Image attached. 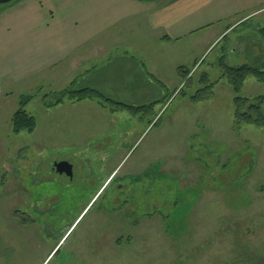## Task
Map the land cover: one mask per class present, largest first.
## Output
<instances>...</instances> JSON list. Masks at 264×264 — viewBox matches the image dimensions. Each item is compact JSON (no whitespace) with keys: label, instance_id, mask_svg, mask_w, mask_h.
I'll return each instance as SVG.
<instances>
[{"label":"rangeland","instance_id":"374dc122","mask_svg":"<svg viewBox=\"0 0 264 264\" xmlns=\"http://www.w3.org/2000/svg\"><path fill=\"white\" fill-rule=\"evenodd\" d=\"M47 4L64 18L76 13L80 27L99 31L97 40L118 41L117 50L130 44L165 87L148 80L138 60L113 55L88 80L114 104L66 96L52 104L59 92L27 64L26 47L13 67L0 54V264H264V127L236 124L224 79L207 100H189L203 72L211 80L223 72L221 57L229 66L262 64L264 9L204 52L200 32L168 40L165 24L149 27L144 13L151 5L142 0ZM243 14L212 24L206 43ZM180 67L191 74L183 77ZM137 74L144 84L133 89ZM190 76L191 85L185 83ZM244 82L250 102L264 95V84L252 76ZM155 100L151 112L116 104ZM22 102L36 127L15 134L11 118ZM60 160L72 163L71 178L51 170ZM151 167L163 173L154 193L133 180ZM51 202L59 218L48 225L42 216ZM131 203L136 222L126 208Z\"/></svg>","mask_w":264,"mask_h":264},{"label":"crops","instance_id":"0c3cea01","mask_svg":"<svg viewBox=\"0 0 264 264\" xmlns=\"http://www.w3.org/2000/svg\"><path fill=\"white\" fill-rule=\"evenodd\" d=\"M161 1L165 2L163 7H160ZM47 2L48 0H18L0 7V54L7 57L4 63L13 67L17 64L15 61L18 49L26 47L27 64L45 74L53 85V89L50 88L52 92H62L68 87L73 89L89 87L91 80H96V77H92L95 75L91 71L100 75L102 68L109 65L113 55L120 57L123 55L129 61L138 60L136 67L139 65L144 74L145 71L151 73L141 62V56L135 55V50H130V44H126L129 48L125 46V49L120 51L115 49L118 41L111 38L97 40L101 33L95 29L80 27L76 13L70 12L65 18L61 17ZM142 2L151 5L144 13L148 16L149 27L162 30L165 24L169 33L166 32L168 35H163V38L168 40H171V37L179 39L200 32L205 41L204 52L206 47L215 43L229 28L264 9V0H142ZM84 11L88 13L93 10L87 7ZM236 13L244 14L222 33L217 36L213 34L214 38L206 43L205 32L206 36L211 34L214 28L212 24L236 19ZM130 75L135 76L132 73ZM101 77L97 76L99 80ZM138 77L140 75L137 74L135 81ZM88 79H91L90 83ZM137 81L138 86L132 87L133 89L144 84L139 78ZM128 84L130 87V82Z\"/></svg>","mask_w":264,"mask_h":264},{"label":"trees","instance_id":"16d2710c","mask_svg":"<svg viewBox=\"0 0 264 264\" xmlns=\"http://www.w3.org/2000/svg\"><path fill=\"white\" fill-rule=\"evenodd\" d=\"M259 33L264 36V28L259 30ZM224 37V36H223ZM220 65L222 66V73L219 75V77L216 80L210 79V73L203 72L199 78V84L200 86L196 88L195 92L189 95V100L193 103H197V101L207 100L212 92L215 85L219 82V80L224 79L229 86L232 88V94L233 96V105L235 106L234 109V117L236 124H250L257 127H264V112H263V106H264V95H258L255 97V99L250 102L249 97L242 95V91L245 84V79L248 76H252L260 83L264 84V61L260 66L255 64H248V63H242V65H227L225 63L224 57L219 58ZM205 61V60H204ZM203 63V61H202ZM180 73L183 77H188L191 72L183 67L179 68ZM145 74L148 77V80L153 82L154 84H157L159 86L163 85L162 82H160L153 74L147 73L145 71ZM139 78V77H138ZM137 78V79H138ZM136 79V81H137ZM193 82L192 76H190L185 83L191 85ZM164 86V85H163ZM165 87V86H164ZM183 89L181 88L176 94L182 93ZM169 95V94H168ZM184 95V94H183ZM63 96L68 97V99H75L77 101H80L82 99H102L110 101L114 104V101L107 98L104 93H102L100 90L96 88H90V87H80V89H73L72 87H68L66 91L59 92V97L57 100L53 101L52 104H57L58 102H61V98ZM157 100L150 102L148 104H126L123 102H116L118 106H121L125 109L130 110L132 113H139L140 111H146L151 112L152 104L155 103ZM25 103L22 102V106L16 110L12 115L11 118V127L13 129V132L15 134H19L23 131H27L29 133L33 132L35 130V117L28 114L26 110L23 108V105ZM225 165V164H224ZM150 167V166H149ZM157 174H163L160 171H157V169L151 167L142 174H139L138 176H135L133 180L135 181H141L143 182V186L146 187V191L149 193H154V186H155V178ZM97 194V192H96ZM96 194L92 197L94 198ZM114 202L112 204L118 205L119 207L122 206V203H118L117 198L113 199ZM88 203H85V206ZM126 208H130L129 215H136L134 214V211L136 210V205L134 203H131L130 205H126ZM81 209V207H80ZM141 218V217H140ZM169 218V216L165 217V221ZM139 219V217L134 216L132 218V221L136 222ZM27 220H23L22 222L26 223Z\"/></svg>","mask_w":264,"mask_h":264},{"label":"flooded vegetation","instance_id":"af4514ba","mask_svg":"<svg viewBox=\"0 0 264 264\" xmlns=\"http://www.w3.org/2000/svg\"><path fill=\"white\" fill-rule=\"evenodd\" d=\"M60 161H62V160H60ZM69 163V162H68ZM72 164V163H71ZM54 165V164H53ZM53 165H52V167H53ZM52 167H51V170H52ZM72 168H73V166H72ZM72 171V170H71ZM55 173V172H54ZM56 174H58V173H56ZM62 174H65V173H60V174H58L59 176L60 175H62ZM66 175H68V174H66ZM69 177L71 178L72 177V172H71V175H69ZM71 187V184H69L68 186H66V189L67 188H70ZM130 191H131V189H129ZM50 194V193H49ZM49 194H45V195H47V196H45L46 198H45V202L46 201H48L49 200V198H48V196H49ZM52 203V202H51ZM58 207L59 206H57L56 207V204L55 203H52V204H50V206H48L47 208H45V210H44V215L42 216V218H45V219H47V224L49 225L50 223H56V222H53L55 219H57V218H59V216H58V213H59V211H58ZM60 215V214H59Z\"/></svg>","mask_w":264,"mask_h":264},{"label":"water","instance_id":"95a60500","mask_svg":"<svg viewBox=\"0 0 264 264\" xmlns=\"http://www.w3.org/2000/svg\"><path fill=\"white\" fill-rule=\"evenodd\" d=\"M12 0H0V4H5L6 2H10ZM72 170V164L68 163L65 160H62L60 162H56L54 163L53 167H52V171L55 173H65L70 175Z\"/></svg>","mask_w":264,"mask_h":264}]
</instances>
